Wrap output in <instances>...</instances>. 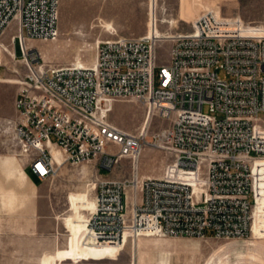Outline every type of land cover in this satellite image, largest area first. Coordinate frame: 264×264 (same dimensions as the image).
I'll list each match as a JSON object with an SVG mask.
<instances>
[{"label": "built area", "instance_id": "obj_1", "mask_svg": "<svg viewBox=\"0 0 264 264\" xmlns=\"http://www.w3.org/2000/svg\"><path fill=\"white\" fill-rule=\"evenodd\" d=\"M60 1L0 0V39L15 22L13 41L27 70L14 130L38 178L56 170L51 139L73 166L112 170L122 158L132 160V176L98 179L82 243L116 247L126 234L247 237L256 181L264 177L255 171L264 164V25L207 10L189 31L105 40L91 65L56 66L28 42L57 39ZM161 39L171 42L165 59L157 53ZM120 100L137 101L150 120L166 123L154 139L173 156L167 177L136 171L146 135L111 122Z\"/></svg>", "mask_w": 264, "mask_h": 264}, {"label": "rangeland", "instance_id": "obj_2", "mask_svg": "<svg viewBox=\"0 0 264 264\" xmlns=\"http://www.w3.org/2000/svg\"><path fill=\"white\" fill-rule=\"evenodd\" d=\"M59 8L57 39L28 42L43 62L56 66L91 65L100 42L144 36L151 22L158 34L189 31L193 20L207 10L215 9L222 18L239 16L246 23L264 25V0H154L153 6L151 0H61ZM16 32L13 23L0 39V264H54L67 247L76 246L77 231H84L98 179L115 173L127 178L134 169L130 158H122L112 170L98 163H63L64 154L51 139L57 160L53 175L38 178L36 186L23 179L17 162L24 168L28 160L15 135L14 103L27 62L19 42L15 45L12 40ZM170 47L169 40L161 39L158 57L167 58ZM218 75L226 78L222 70ZM146 119L147 109L128 100L115 102L110 117L112 123L133 134L142 130ZM164 126L157 118L149 119L146 143L137 161L136 171L142 177H167L174 167L173 156L155 145L154 135ZM27 173L31 176L29 169ZM255 189L253 213L264 218V177L257 179ZM4 192L18 197L20 203L13 210L2 206ZM259 203L261 212L256 207ZM115 255L112 258L117 260L63 264H264V232L258 240L251 232L230 239L143 235Z\"/></svg>", "mask_w": 264, "mask_h": 264}, {"label": "crops", "instance_id": "obj_3", "mask_svg": "<svg viewBox=\"0 0 264 264\" xmlns=\"http://www.w3.org/2000/svg\"><path fill=\"white\" fill-rule=\"evenodd\" d=\"M17 169L20 172V174L23 176V179L26 178L28 182H30L31 185L33 184L34 186H36L38 177L36 174L32 173V169L30 166L27 165L26 167L22 168L20 164L17 162ZM28 169L31 171V176L27 173ZM110 178H123V177H121L120 174L115 173ZM1 195H2L1 204L4 208L8 210H13L14 208H16L17 204L20 203L18 197L16 196L14 192H4ZM256 207L258 208L259 212H261V204L259 203V205ZM263 232H264V218L262 217V215L260 216V214L259 215L255 214V221H254V225L252 226V230H251L253 239L258 240L259 237H262ZM128 244H129V241H128ZM124 248L122 249V252ZM101 250L106 251V249H102V248ZM80 252L83 253V255H80ZM114 253L116 252L110 251L109 255L113 256ZM80 260L99 261V260H117V258L113 259L112 257H106V256H102L99 254L84 252V251L79 250L76 246L73 245V246L67 247L64 250V252L60 255L57 262L54 264H63L65 261L77 262ZM73 264H78V263H73Z\"/></svg>", "mask_w": 264, "mask_h": 264}, {"label": "bare ground", "instance_id": "obj_4", "mask_svg": "<svg viewBox=\"0 0 264 264\" xmlns=\"http://www.w3.org/2000/svg\"><path fill=\"white\" fill-rule=\"evenodd\" d=\"M153 1L154 0H151V4H152V6H153ZM213 11H215V9H213ZM216 12V11H215ZM239 17V16H238ZM194 21V20H193ZM164 22H166V21H164ZM15 23V22H14ZM16 24V23H15ZM109 25V24H108ZM146 35H149V36H151L152 38H155V37H161V38H165V37H171L172 35H171V33H161V34H158L157 32H156V30L154 29V26H153V22H151V24H150V26H149V31H148V33L146 34ZM15 37V35L12 37V40H13V38ZM47 64V63H46ZM74 65H78V66H86V65H84V64H80V63H78V64H74ZM148 124H149V118L148 119H146V124H145V126L142 128V132L145 134V133H147V128H148ZM51 151H52V148H51ZM52 154H53V152H52ZM53 156L55 157V155L53 154ZM55 159H56V157H55ZM261 168H264V164L263 163H258L256 166H255V171H256V175L258 174V172H259V170L261 169ZM94 203H95V201H94ZM94 208V207H93ZM93 210V209H92ZM87 219H88V217H87ZM87 219H86V221H85V226H86V222H87ZM254 219H255V216H254V213H253V220H252V224H253V221H254ZM85 226H84V231L83 232H81V231H77V234H78V242H77V244H76V246H77V248L79 249V250H81V251H84V252H88V253H93V254H100V255H105V256H109V257H112V256H110L109 255V253H110V251H113V252H116V254L118 255L119 253H120V251H122V249L124 248V246L126 245V244H128V241L130 242V241H135V240H137L139 237H141V236H139V237H137V238H133V239H130L129 238V235L128 234H126L125 235V238H124V240H123V243L121 244V245H119V246H116V247H114V246H110V245H104V246H101V247H96V246H92V245H86V244H84V243H82V237L84 236V234H85ZM251 230H252V228H251ZM101 248L102 249H106V251L105 250H101ZM108 250V251H107ZM117 255H115L114 257H116ZM164 264H165V262H164Z\"/></svg>", "mask_w": 264, "mask_h": 264}]
</instances>
